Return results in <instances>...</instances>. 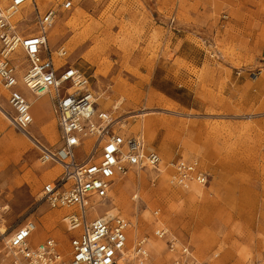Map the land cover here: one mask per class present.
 Returning a JSON list of instances; mask_svg holds the SVG:
<instances>
[{"label":"rangeland","instance_id":"obj_1","mask_svg":"<svg viewBox=\"0 0 264 264\" xmlns=\"http://www.w3.org/2000/svg\"><path fill=\"white\" fill-rule=\"evenodd\" d=\"M73 1L71 10H63L62 0H34L23 10L29 15L18 30L36 31V7L41 14L57 8L50 49H68V63L91 77L97 98L106 99L123 132L142 136L165 164L198 158L211 174L205 195L193 199L189 190H167V170L155 182L156 172L135 170L116 183H122L126 204L118 200L115 185L99 203V215L115 209V215L135 221L140 232L128 245L133 254L140 238H156L154 211L159 210L170 238L189 245L198 260L264 264V0ZM16 57L15 64L22 65ZM159 86L189 109L158 94ZM17 90L31 105L30 130L41 143L56 147L55 123L44 134L37 120L52 116L51 96L33 94L22 84ZM5 96L0 84V105L13 116ZM148 122V131H132ZM0 129V224L7 230L0 234V264H12L6 242L28 219L38 225L33 241L55 237L67 262L72 234L62 220L66 211L38 204L43 184L58 169L41 165L40 152L28 140L11 144L8 133L16 130L8 121L0 120ZM163 241L160 262L150 251V264H170Z\"/></svg>","mask_w":264,"mask_h":264},{"label":"built area","instance_id":"obj_2","mask_svg":"<svg viewBox=\"0 0 264 264\" xmlns=\"http://www.w3.org/2000/svg\"><path fill=\"white\" fill-rule=\"evenodd\" d=\"M33 3L34 0H0V84L13 110V116L6 112L9 119L5 120L18 132L27 131L34 123L31 105L17 90L20 84L33 94L53 97L58 145L37 141L35 146L41 165L58 166L60 172L43 184L38 204H46L51 211L65 210L62 220L72 236L66 262L55 237L33 241L38 225L28 219L6 242L7 256L12 264H124L131 222L119 214L100 216L95 206L108 199L116 183L135 170L156 172L155 182L163 171V159L157 151L146 148L142 136L125 134L109 113L97 110L91 79L68 63V49H50L57 8L41 14L35 6L36 31L18 30L24 15H29L22 14L23 10ZM73 7V0H62L63 10ZM17 54L22 65L27 64L26 69L15 64ZM256 77L251 75L252 79ZM164 169L170 172L174 187L189 190L193 184L207 188L210 183L211 174L198 158H176L164 164ZM159 212L154 211V235L166 240L170 264H208L198 260L189 245L170 238ZM148 243L146 237L136 242L133 251L138 261L149 258ZM129 263L127 260L125 264Z\"/></svg>","mask_w":264,"mask_h":264},{"label":"bare ground","instance_id":"obj_3","mask_svg":"<svg viewBox=\"0 0 264 264\" xmlns=\"http://www.w3.org/2000/svg\"><path fill=\"white\" fill-rule=\"evenodd\" d=\"M40 2H41V0H40ZM98 102L101 105H107L106 99L103 98V97H100L98 99ZM120 105H121V102L117 103L116 105H114L113 106V110L117 112L119 110V108H120ZM109 106L110 105H107V108H109ZM5 118H8L7 113H6L5 109L0 105V120L4 121ZM37 120H38L39 125H40V132L44 133V134L49 133L50 132V126L44 124L45 123V121H44L45 119L42 116L41 117L37 116ZM30 128L27 131H21L20 133H16L17 131L16 132H9L8 133V137L11 140L10 143L11 144H15V142H22L23 144H25L27 142V140H28L29 142H31V144L35 145L38 140L36 138V135L30 130ZM150 128H151V123L148 122V123H142L141 125H138V126L132 128V131L133 132H142L143 133L144 131H148ZM164 164L165 163L163 162V166L161 167L162 170H164ZM168 172L165 173V176H164L165 177L164 181L166 182L167 190L176 191L175 188H173V186L170 184V177H168L170 172L169 173ZM130 178L133 181H136L138 179L136 174H134V173H132L130 175ZM204 188L193 184L190 187V189H189V194H190V196L193 199H195L197 197H200V196L202 197V196L205 195ZM116 191H117L118 197H119L118 200L120 201L121 204L125 205L126 202H124V198H123L122 183L119 182L116 185ZM176 192L173 193L174 197L179 195V194H176ZM98 206H102V205L99 204V203L96 204L95 210L97 212H98V210H97ZM115 211H116L115 209H108V210H106L105 214H107L109 216H115ZM98 214H99V212H98ZM6 232H7L6 228L2 224H0V234L2 236H4L6 234ZM139 232H140V230L135 228V221H133V223H131L130 233L128 234V245H129L130 241L133 240V238L138 236ZM164 244H165V242L163 240H161V239L151 238L149 240V247H150L151 254L156 256L158 262H160V260H161V254H162V250L164 249ZM127 260L132 261L133 262L132 264H150V259L149 258L146 261H138V260L134 259V254H133L132 250H130L129 248L124 253V256L122 258V263L125 264L127 262Z\"/></svg>","mask_w":264,"mask_h":264},{"label":"crops","instance_id":"obj_4","mask_svg":"<svg viewBox=\"0 0 264 264\" xmlns=\"http://www.w3.org/2000/svg\"><path fill=\"white\" fill-rule=\"evenodd\" d=\"M75 67H77L76 65H75ZM154 76H156V75H154ZM153 76V77H154ZM90 79H91V77H90ZM252 79V78H251ZM252 80H254V79H252ZM154 81H157V79L156 78H153L152 79V82H154ZM93 86V85H92ZM179 87H181V85L179 86ZM154 90L158 93V94H160V95H162V96H164L165 98H167V99H169V100H171L172 102H177V105H180V106H182V107H184V108H188L189 109V106L188 105H184L183 103H180L179 101H176L175 99H172L170 96H168L167 95V93H166V91L163 89V87H160L159 86V88L158 87H155L154 88ZM197 93V92H196ZM95 94H96V92H95ZM198 94V93H197ZM46 95H50V94H46ZM51 96V95H50ZM196 97V99L199 101V96L197 95V96H195ZM51 103H52V108H53V104H54V100H53V97L51 96ZM96 108H97V110L99 111V112H106V113H109L110 115H111V113L109 112V109L107 108V105H101L99 102H98V98H97V104H96ZM53 113H52V116L49 118V119H47L46 121H45V125H48V126H50V124H52V123H55V125H56V127H57V129H58V126H57V118H56V115H55V113H54V111H52ZM112 116V115H111ZM34 122H35V120H34ZM39 128H40V125H39ZM125 133V132H124ZM126 134V133H125ZM132 136H137V135H132ZM204 166V165H203ZM50 167V170L51 169H58V173L60 172V168L58 167V166H54L53 168H52V166H49ZM50 170H48V169H46L44 172H43V176L48 172V171H50ZM57 173V174H58ZM45 184V183H44Z\"/></svg>","mask_w":264,"mask_h":264}]
</instances>
